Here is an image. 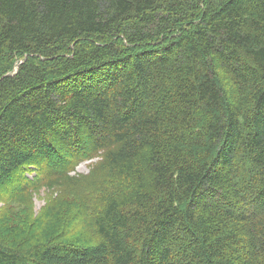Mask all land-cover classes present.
Returning a JSON list of instances; mask_svg holds the SVG:
<instances>
[{"label": "trees", "instance_id": "1", "mask_svg": "<svg viewBox=\"0 0 264 264\" xmlns=\"http://www.w3.org/2000/svg\"><path fill=\"white\" fill-rule=\"evenodd\" d=\"M43 186L89 204L14 225ZM0 216V264H264V0H0Z\"/></svg>", "mask_w": 264, "mask_h": 264}, {"label": "rangeland", "instance_id": "2", "mask_svg": "<svg viewBox=\"0 0 264 264\" xmlns=\"http://www.w3.org/2000/svg\"><path fill=\"white\" fill-rule=\"evenodd\" d=\"M96 162L92 161H84L80 163L75 170V174L79 176H87L92 171V165ZM73 175V173H72ZM86 193V190L74 189V188H66L57 187V188H49V187H41L38 191L32 194L31 205H22L17 204L14 205L12 210L15 212L14 225L19 221H28L30 224L37 221V219L45 218L49 222L54 219V217L60 213H65L61 215L63 226L68 224L66 218L73 214L76 211H80V207H84L89 203L85 204L87 199L82 197ZM84 208H81V212H83ZM12 214V212H11ZM3 216H0V234L9 233L12 229H7L5 227V222L2 221ZM8 228L11 224L7 225ZM15 227V226H14ZM8 230V232H7ZM20 227L14 229V233L17 235ZM88 229L84 227L78 228L73 235H71L70 239H83L85 232Z\"/></svg>", "mask_w": 264, "mask_h": 264}]
</instances>
